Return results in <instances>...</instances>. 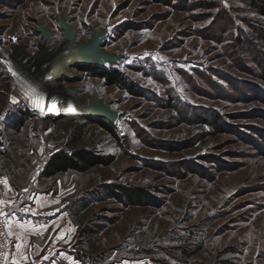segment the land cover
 I'll return each instance as SVG.
<instances>
[{
	"label": "rangeland",
	"instance_id": "1",
	"mask_svg": "<svg viewBox=\"0 0 264 264\" xmlns=\"http://www.w3.org/2000/svg\"><path fill=\"white\" fill-rule=\"evenodd\" d=\"M59 15L70 17L78 42L108 28L102 46L121 57L106 64L122 69L139 93L76 70L78 62L47 87L109 101L119 111L120 126L103 120L113 131L96 121L102 116L39 111L47 90L13 66L59 59L55 50L66 42ZM262 20L246 0H0L7 202L21 200L15 211L37 194L48 199L44 209L62 219L65 247L79 264H264ZM39 21L53 30L47 59ZM239 29L249 41H239ZM78 125L81 144L113 162L42 177ZM109 183L142 187L150 198L110 196Z\"/></svg>",
	"mask_w": 264,
	"mask_h": 264
},
{
	"label": "trees",
	"instance_id": "2",
	"mask_svg": "<svg viewBox=\"0 0 264 264\" xmlns=\"http://www.w3.org/2000/svg\"><path fill=\"white\" fill-rule=\"evenodd\" d=\"M249 3V6L253 8L256 14L263 18L261 23L257 24L260 30V36L264 39V0H246ZM232 21L229 20L228 27H232ZM254 27V26H252ZM240 37L238 38L241 42L242 40L249 41L247 36V31L239 29ZM255 34V33H254ZM262 41L264 42V40ZM244 40V41H245ZM104 42V40H103ZM103 44V43H102ZM264 45V44H263ZM75 69L88 73L89 75L98 76L104 79L106 84L118 85L124 88H129L133 92L139 93V91L134 88L131 83L128 75L120 68L114 65H100L98 63H76L74 65ZM60 72V71H59ZM58 72V73H59ZM63 72V71H62ZM61 72L59 73V75ZM58 74H53L52 79H56ZM57 76V77H56ZM169 98H172V104H174L178 99L176 96L171 95ZM92 117V115H88ZM105 118L100 117L96 121L100 122L105 128L110 131H113L112 127L103 121ZM85 127L84 125H78L74 127V135L72 139L68 142L66 147L53 151L49 158L47 159L45 165L43 166L41 176L50 177L58 173L63 172H77L84 173L92 168H95L100 165H109L113 162L114 157L112 155H106L94 148H91L86 145L81 144V138L83 137ZM106 192L108 195L113 197H118L120 199H127L131 202H139L142 200H147L150 198L149 193L146 189L133 186L129 184H106ZM96 233L99 230L95 231ZM90 248H95L94 243L89 244Z\"/></svg>",
	"mask_w": 264,
	"mask_h": 264
},
{
	"label": "crops",
	"instance_id": "3",
	"mask_svg": "<svg viewBox=\"0 0 264 264\" xmlns=\"http://www.w3.org/2000/svg\"><path fill=\"white\" fill-rule=\"evenodd\" d=\"M4 178L0 173V179ZM11 197L10 185L0 183V200L6 203ZM49 202L37 194L33 202L28 201L7 215L6 229L13 244L9 264H64L66 260L70 264L80 263L65 247L62 219L45 211Z\"/></svg>",
	"mask_w": 264,
	"mask_h": 264
},
{
	"label": "water",
	"instance_id": "4",
	"mask_svg": "<svg viewBox=\"0 0 264 264\" xmlns=\"http://www.w3.org/2000/svg\"><path fill=\"white\" fill-rule=\"evenodd\" d=\"M58 20L62 29L64 30L66 42L64 48L62 49L60 57L66 55L71 51H76L78 56L73 62L82 63H98L100 65H105L106 63H115L121 57L120 54L107 51L103 48V40L108 32V28H103L98 31L96 28H92L91 37L87 41L78 42L76 41V31L71 24L70 17L67 15L65 18L58 16ZM38 31L41 32L45 40L53 42V30L48 28L42 21L38 22ZM71 63V64H73ZM71 77L73 76L70 74ZM89 107L92 110L91 115L102 116L110 121H115L119 116V111L113 109L110 102H103L97 99V95L94 94L89 100Z\"/></svg>",
	"mask_w": 264,
	"mask_h": 264
},
{
	"label": "bare ground",
	"instance_id": "5",
	"mask_svg": "<svg viewBox=\"0 0 264 264\" xmlns=\"http://www.w3.org/2000/svg\"><path fill=\"white\" fill-rule=\"evenodd\" d=\"M49 43L50 41L48 40H45L44 43H42V47L45 52L44 58L47 57L46 56L47 50L45 48L49 46L50 49H52V45L51 43L50 44ZM55 51L57 52V54L61 53L62 48L58 50L56 49ZM17 53H18V58L20 60H23L24 56L20 52H17ZM58 55H59V59L54 60L53 62L52 61L49 62L48 66L46 67L43 66V64L39 66H35L28 61H23L22 65L13 63V66L23 76H25L26 78L30 80V82L32 83V86L35 87V89L37 88V91H39V89L47 90V93L45 94L47 96L45 97L43 95L44 97L41 98V109L39 111L45 108H50L52 106L53 101L55 100L56 110L64 109V110L73 111V113H79V114L91 113L92 110L89 107V100L81 101V100H78L77 98L66 97L65 95H59L58 93H55L54 90L52 91L48 89L47 84L53 77V74L54 73L56 74L59 70L67 71V74H68L71 70L69 65L73 63L76 60V57L78 56L76 51H71L70 53H67L66 55H62L61 57H60V54ZM35 93H36V90H35ZM115 124L120 126V121L115 119Z\"/></svg>",
	"mask_w": 264,
	"mask_h": 264
},
{
	"label": "built area",
	"instance_id": "6",
	"mask_svg": "<svg viewBox=\"0 0 264 264\" xmlns=\"http://www.w3.org/2000/svg\"><path fill=\"white\" fill-rule=\"evenodd\" d=\"M6 120L0 117V154H4L9 150L10 140L7 136ZM21 204V200L7 202L0 210L4 215H0V264L10 263V254L12 251V241L8 236L6 229V217L10 212Z\"/></svg>",
	"mask_w": 264,
	"mask_h": 264
},
{
	"label": "snow or ice",
	"instance_id": "7",
	"mask_svg": "<svg viewBox=\"0 0 264 264\" xmlns=\"http://www.w3.org/2000/svg\"><path fill=\"white\" fill-rule=\"evenodd\" d=\"M37 106H39V105H37ZM55 108H56V102L54 100L53 103H52V106L48 110L49 111H53V110H55ZM0 183L4 184L6 187L8 186V181H7L6 178L0 179ZM2 204H4V201L0 200V205H2ZM0 215H4V213L2 212V210H0Z\"/></svg>",
	"mask_w": 264,
	"mask_h": 264
}]
</instances>
